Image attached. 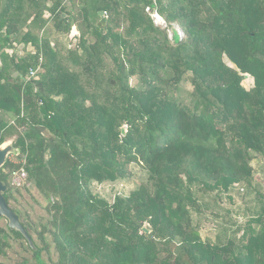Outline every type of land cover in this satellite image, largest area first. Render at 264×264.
<instances>
[{
    "label": "trees",
    "instance_id": "obj_1",
    "mask_svg": "<svg viewBox=\"0 0 264 264\" xmlns=\"http://www.w3.org/2000/svg\"><path fill=\"white\" fill-rule=\"evenodd\" d=\"M151 5L0 0V145L16 137L19 150L0 181L42 246L0 227V264L10 240L25 241L34 264L51 249L52 264H264V188L251 165L264 159V0H156L184 33L171 40ZM132 164L147 180L128 196L91 192ZM18 170L46 202L40 225L10 204ZM235 186L243 223L221 212ZM207 217L220 221L211 239Z\"/></svg>",
    "mask_w": 264,
    "mask_h": 264
},
{
    "label": "rangeland",
    "instance_id": "obj_2",
    "mask_svg": "<svg viewBox=\"0 0 264 264\" xmlns=\"http://www.w3.org/2000/svg\"><path fill=\"white\" fill-rule=\"evenodd\" d=\"M169 30L171 34L172 31H176V33L180 32L182 34V36H180L181 39L184 38V33L176 24H172L171 29ZM241 84L245 90H250L253 88V79L250 76H246ZM15 140L16 137H13L9 141L15 142ZM8 159L14 163L18 162L15 156H10ZM251 165L254 169L255 183L264 188V159L257 158L251 163ZM129 170L130 177L124 180H118L114 182L107 181L104 183L92 182L90 185L91 192L109 203H112L116 196H128L130 192L137 189L141 183H144L147 180V172L141 165L132 164L129 166ZM5 172L7 173V170ZM26 180L20 187L13 186L11 184L13 188H20V190H18L19 193L17 190H13L15 201L12 200L10 204L20 210L23 221L33 227L34 225H40L46 219V202L33 186L28 184L27 186L29 188L27 190L22 188L26 184ZM243 188L244 187L235 186L227 196H223V201L220 203V207L222 208L221 212H225V214L228 212L229 214L225 215V217L231 218L232 221L237 220L239 223L245 222L244 218L238 216L236 213L239 208L242 207L241 205L244 203L243 201L246 200L243 192L245 189ZM228 196H230L231 200L228 199ZM241 210V212H245L243 208H241ZM219 222L220 221L212 217H207L201 227L202 238H213L215 228ZM6 226V220L0 219V227L4 228ZM30 236L32 237V244L34 243L41 248L42 246L40 241L37 239L36 234L31 232ZM10 244L11 248L7 251V259L5 260L7 264H34L31 253L23 249V245L26 244L25 241L10 240ZM41 257L46 262V264H52L56 262V254L53 249H51L50 256H48L45 251H42Z\"/></svg>",
    "mask_w": 264,
    "mask_h": 264
},
{
    "label": "water",
    "instance_id": "obj_3",
    "mask_svg": "<svg viewBox=\"0 0 264 264\" xmlns=\"http://www.w3.org/2000/svg\"><path fill=\"white\" fill-rule=\"evenodd\" d=\"M99 15L102 16L103 13L100 12ZM13 143V141L7 140L0 145V169L4 166L10 156L19 155V150L13 147ZM7 189V186L0 181V219H5L7 222V228L10 231L19 233L27 244L33 248L31 237L27 233L24 226L20 223L18 215L6 204L4 194L7 192ZM144 231L148 232L145 229Z\"/></svg>",
    "mask_w": 264,
    "mask_h": 264
},
{
    "label": "built area",
    "instance_id": "obj_4",
    "mask_svg": "<svg viewBox=\"0 0 264 264\" xmlns=\"http://www.w3.org/2000/svg\"><path fill=\"white\" fill-rule=\"evenodd\" d=\"M145 12L150 16V18L152 19L153 24L156 27H159L160 29H163V30L167 31L168 38L171 40L172 39V34L170 33L169 25L166 23V21L157 12L156 0H152V5L151 6H147L145 8ZM177 35L181 39L180 36H182V34L180 32H177ZM34 74H35V72H30V77L31 76L33 77ZM26 178H27L26 173L23 170H19V171L14 172L12 174L11 184L13 186L20 187L23 184V182L26 180Z\"/></svg>",
    "mask_w": 264,
    "mask_h": 264
}]
</instances>
